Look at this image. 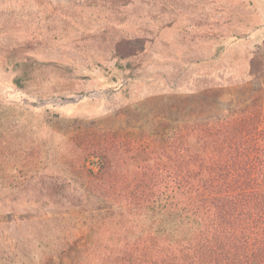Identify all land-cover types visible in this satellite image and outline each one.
Masks as SVG:
<instances>
[{
    "label": "rangeland",
    "instance_id": "1",
    "mask_svg": "<svg viewBox=\"0 0 264 264\" xmlns=\"http://www.w3.org/2000/svg\"><path fill=\"white\" fill-rule=\"evenodd\" d=\"M263 92L264 0H0V249L38 264L75 245L98 206L67 165L86 135L216 119Z\"/></svg>",
    "mask_w": 264,
    "mask_h": 264
},
{
    "label": "trees",
    "instance_id": "2",
    "mask_svg": "<svg viewBox=\"0 0 264 264\" xmlns=\"http://www.w3.org/2000/svg\"><path fill=\"white\" fill-rule=\"evenodd\" d=\"M77 149L70 181L96 214L38 264H264V92L216 119L89 134ZM29 257L0 249V264Z\"/></svg>",
    "mask_w": 264,
    "mask_h": 264
}]
</instances>
